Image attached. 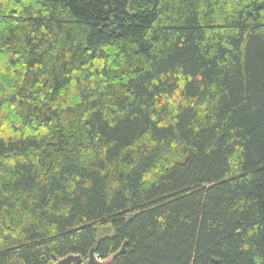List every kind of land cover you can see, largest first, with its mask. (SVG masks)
Here are the masks:
<instances>
[{
  "label": "trees",
  "instance_id": "1",
  "mask_svg": "<svg viewBox=\"0 0 264 264\" xmlns=\"http://www.w3.org/2000/svg\"><path fill=\"white\" fill-rule=\"evenodd\" d=\"M264 264V0H0V264Z\"/></svg>",
  "mask_w": 264,
  "mask_h": 264
},
{
  "label": "water",
  "instance_id": "2",
  "mask_svg": "<svg viewBox=\"0 0 264 264\" xmlns=\"http://www.w3.org/2000/svg\"><path fill=\"white\" fill-rule=\"evenodd\" d=\"M113 256H109L107 259L99 260L94 254V250L91 248L88 252V258L84 261L78 254H67L59 258H54L51 264H110Z\"/></svg>",
  "mask_w": 264,
  "mask_h": 264
},
{
  "label": "built area",
  "instance_id": "3",
  "mask_svg": "<svg viewBox=\"0 0 264 264\" xmlns=\"http://www.w3.org/2000/svg\"><path fill=\"white\" fill-rule=\"evenodd\" d=\"M97 257V259L101 260V258H99L97 255H95Z\"/></svg>",
  "mask_w": 264,
  "mask_h": 264
},
{
  "label": "bare ground",
  "instance_id": "4",
  "mask_svg": "<svg viewBox=\"0 0 264 264\" xmlns=\"http://www.w3.org/2000/svg\"><path fill=\"white\" fill-rule=\"evenodd\" d=\"M95 254V253H94ZM96 255V254H95Z\"/></svg>",
  "mask_w": 264,
  "mask_h": 264
}]
</instances>
